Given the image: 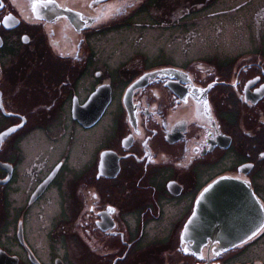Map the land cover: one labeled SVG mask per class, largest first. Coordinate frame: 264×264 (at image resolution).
<instances>
[{
    "label": "flooded vegetation",
    "instance_id": "flooded-vegetation-1",
    "mask_svg": "<svg viewBox=\"0 0 264 264\" xmlns=\"http://www.w3.org/2000/svg\"><path fill=\"white\" fill-rule=\"evenodd\" d=\"M43 5L0 0V264H264L181 235L217 179L264 211V0Z\"/></svg>",
    "mask_w": 264,
    "mask_h": 264
},
{
    "label": "water",
    "instance_id": "water-1",
    "mask_svg": "<svg viewBox=\"0 0 264 264\" xmlns=\"http://www.w3.org/2000/svg\"><path fill=\"white\" fill-rule=\"evenodd\" d=\"M227 181L217 179L195 201L193 215L181 234L195 256L207 245L215 254L229 252L264 226V211L252 191Z\"/></svg>",
    "mask_w": 264,
    "mask_h": 264
},
{
    "label": "rangeland",
    "instance_id": "rangeland-1",
    "mask_svg": "<svg viewBox=\"0 0 264 264\" xmlns=\"http://www.w3.org/2000/svg\"><path fill=\"white\" fill-rule=\"evenodd\" d=\"M237 28H240V27H234L233 29L236 30ZM244 29L249 30V24L246 23L245 26H243ZM244 36L247 35V32H243ZM131 35V33H129L128 37ZM245 38V37H244ZM116 39V42H115V45L116 46H120V40L118 38H115ZM128 40V39H127ZM246 40V39H245ZM248 40V39H247ZM125 45H128V41H126V43L124 42ZM130 44V43H129ZM247 45L246 42H241V43H238V46L240 48H244L245 46ZM233 47V46H232ZM222 48H225L224 46H222ZM199 49H204L202 46L199 47ZM226 51V50H225ZM224 51V52H225ZM204 52H206V49H204ZM223 52V53H224ZM229 52V51H227ZM60 248V247H59ZM148 247L145 248V250H147ZM59 250V249H58ZM245 260H248V261H257V262H263L264 263V243L263 244H260L259 246H257V248L246 254L244 257H243Z\"/></svg>",
    "mask_w": 264,
    "mask_h": 264
},
{
    "label": "snow or ice",
    "instance_id": "snow-or-ice-1",
    "mask_svg": "<svg viewBox=\"0 0 264 264\" xmlns=\"http://www.w3.org/2000/svg\"><path fill=\"white\" fill-rule=\"evenodd\" d=\"M53 2H54V0H44V5L43 6L47 7L48 5L53 4ZM122 7H132V5L125 3V4L120 5V6H109V11L105 12V13H102L100 16L97 17V19L98 20L99 19H107V18L110 17V15L113 12L119 13ZM36 8H37V5L35 3H33L32 4V12H33L34 15H36ZM65 10H67V9H65ZM37 18H39V17L37 16ZM24 40L27 41V37H24ZM248 167H251V165H248ZM262 229H264V226H262ZM255 235H256V233H253V236H255Z\"/></svg>",
    "mask_w": 264,
    "mask_h": 264
}]
</instances>
